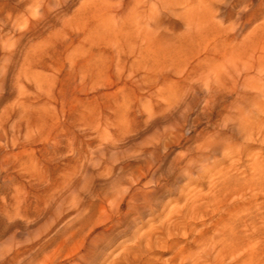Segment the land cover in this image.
<instances>
[{"label": "rangeland", "instance_id": "374dc122", "mask_svg": "<svg viewBox=\"0 0 264 264\" xmlns=\"http://www.w3.org/2000/svg\"><path fill=\"white\" fill-rule=\"evenodd\" d=\"M230 1L0 0V264H64L105 230L111 258L134 249L129 187L139 264H264V0L237 37ZM214 72L257 90L206 104Z\"/></svg>", "mask_w": 264, "mask_h": 264}, {"label": "bare ground", "instance_id": "6f19581e", "mask_svg": "<svg viewBox=\"0 0 264 264\" xmlns=\"http://www.w3.org/2000/svg\"><path fill=\"white\" fill-rule=\"evenodd\" d=\"M222 5L225 6L226 3L224 2L222 3ZM227 5H230L231 8L229 10L224 8L223 14L225 15V17H227L230 20L232 18L233 19L235 18L234 24H233L234 27H233L232 36L237 37L240 31L246 28L245 25L250 24L253 20L256 19V17L253 16V11L252 9H250L252 7H249V5L245 4V6L243 5L244 6L243 8H240L241 6L240 0H231L229 4ZM207 19L204 18L202 20V23H205L204 25L205 27H207L210 22L215 23L212 18L208 20ZM235 24L237 25L235 26ZM227 80L231 81V83L233 84L232 88H236L240 90L244 89L245 91L247 90L256 91L257 90L256 83L253 80L250 82L248 79H244L242 80L243 85H238V83L241 81L240 74H238L236 77H231L230 79L225 74L214 72L212 73V75L211 74L206 75L204 77H199L197 79V81L200 82L199 83L200 87L197 92L200 93L198 94L200 95V97L204 99V102L206 104H209V103L215 104V101H217V99L220 98L217 96V94L218 93L220 94L222 90L226 91L228 89L226 85ZM191 85H193V83L190 84V89L189 88L187 89L188 92L189 90L190 92H195L194 90L195 88L193 89L194 86H191ZM193 94H196V93H193ZM249 96L247 97V95L243 94V95H238V98L240 99L241 103L247 102L244 104L255 103L256 97L250 98ZM200 97H197V99ZM236 111L238 113V117L240 118V120L243 123L244 121L247 122V118L245 115V108H239V109L237 108ZM243 118H246V119L243 120ZM137 192L138 191L136 189H132L131 187H129L122 194H119V197L117 199L118 203L115 207V210L117 211V213H119L120 206L122 205L125 198L129 195L128 205L129 206L132 205V208L135 211V217L129 222H126V219H125L126 217L125 218L121 217L119 221L116 223V225L123 226L126 224L125 230L127 231V234L124 233L125 231H122L121 234L126 239H129L128 234L132 235L131 238L135 239L137 243L134 246V249H132L131 246L124 247L116 256L111 258V253H108V251L111 247L109 241L111 239L112 234H110V231H113V230H107V231L105 230L101 233H98L96 236H93V237H90L89 234L88 235L85 234V236L79 238L78 241H76L71 247L66 248L67 249V260L65 261L64 264H139L140 263L139 260H141L142 259L141 257L143 256L142 242H143V239H145L144 234L140 233V229H141L140 225L143 223L144 212L146 210V205L148 201L142 198ZM134 223L136 226L134 225ZM80 232L78 233L80 234ZM78 233H75V234L77 235ZM73 237H74L73 234H71L72 239ZM68 241L69 239L66 238L63 244H66ZM196 255L198 257L195 260V258L193 257ZM206 256H208L207 248H201L198 252L191 250L187 252V255L183 257L182 261L187 264H202V261L200 262L199 259H202L204 257L206 258ZM30 257L32 256L30 255ZM21 261H23V259Z\"/></svg>", "mask_w": 264, "mask_h": 264}]
</instances>
